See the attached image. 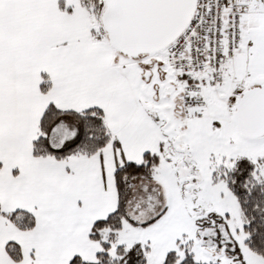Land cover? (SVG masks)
Wrapping results in <instances>:
<instances>
[{"label":"snow or ice","instance_id":"snow-or-ice-1","mask_svg":"<svg viewBox=\"0 0 264 264\" xmlns=\"http://www.w3.org/2000/svg\"><path fill=\"white\" fill-rule=\"evenodd\" d=\"M0 264H264V0H0Z\"/></svg>","mask_w":264,"mask_h":264}]
</instances>
